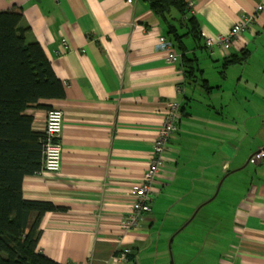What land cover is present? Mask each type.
Here are the masks:
<instances>
[{"label": "crops", "instance_id": "crops-1", "mask_svg": "<svg viewBox=\"0 0 264 264\" xmlns=\"http://www.w3.org/2000/svg\"><path fill=\"white\" fill-rule=\"evenodd\" d=\"M185 2L202 33L199 45L184 39L193 80L148 0H0V11L22 8L28 42L65 87V98L28 111L39 133L49 110L63 112L61 169L27 176L22 189L27 201L65 209L40 223L37 251L57 264H122L125 249V264H264V160L250 162L264 149V0ZM244 14L255 23L229 50L206 47ZM173 15V24L188 20ZM246 51L244 63L226 66ZM171 101L182 112L153 210L125 231Z\"/></svg>", "mask_w": 264, "mask_h": 264}, {"label": "trees", "instance_id": "trees-1", "mask_svg": "<svg viewBox=\"0 0 264 264\" xmlns=\"http://www.w3.org/2000/svg\"><path fill=\"white\" fill-rule=\"evenodd\" d=\"M148 1L169 23L168 35L184 56L186 77L193 80L197 67L186 57L184 39L192 37L199 45V23L188 16L185 0ZM173 9L188 20L173 24L169 20L179 18ZM23 16L20 7L0 11V264H57L37 251L40 223L45 214L65 209L27 201L22 189L24 179L41 173L44 164L45 134L34 130L28 111L45 108L43 101L61 100L66 92L41 45L28 42V29L21 27ZM183 28L188 33L182 35ZM247 58L248 51L225 64L244 63ZM33 213L37 219L31 225Z\"/></svg>", "mask_w": 264, "mask_h": 264}, {"label": "built area", "instance_id": "built-area-1", "mask_svg": "<svg viewBox=\"0 0 264 264\" xmlns=\"http://www.w3.org/2000/svg\"><path fill=\"white\" fill-rule=\"evenodd\" d=\"M129 3L132 0H128ZM263 8L260 7L259 10ZM254 16L244 14L239 23L231 28L227 35L218 36L216 39L207 38L206 47L213 50L215 47L229 50L232 47L233 39L246 33L254 25ZM160 48L167 52L168 61L170 63L176 62L178 56L166 38L160 39ZM180 104L177 102H170L165 115V120L159 138L153 150V158L151 160L149 169L143 176L141 183L133 190L134 204L132 211L128 216V221L125 226L129 229H135L142 221L145 215L153 210V203L155 200L154 186L157 183L160 172L163 170L166 162V152L168 143L173 135L177 132V124L179 121ZM64 114L59 109H51L47 112L46 125H45V149H44V164L43 172L45 173H58L61 169L62 159V145L60 138L63 130ZM264 160V149L256 153L250 160L251 163L256 164ZM130 254L129 249H125L118 255V260L125 264L127 256Z\"/></svg>", "mask_w": 264, "mask_h": 264}, {"label": "rangeland", "instance_id": "rangeland-1", "mask_svg": "<svg viewBox=\"0 0 264 264\" xmlns=\"http://www.w3.org/2000/svg\"><path fill=\"white\" fill-rule=\"evenodd\" d=\"M262 8H263V9H262V10H259V12L264 10V7H262ZM253 16H254V19H255L256 15H253ZM254 23H255V20H254ZM248 31H249V30H248ZM243 34H244V33H243ZM236 38H237V37H236ZM234 39H235V38H234ZM234 39H233V40H234ZM207 71H208V70H207ZM207 73L209 74V72H207ZM171 102H177V103L180 104V110H179V114H180V113H181V110H182L181 103H180L179 101H171ZM169 103H170V102H169ZM169 103H168V104H169ZM168 104H167V108H168ZM167 108H166V111H167ZM166 111H165V115H166ZM179 118H180V117H179ZM164 120H165V117H164ZM178 123H179V121H178ZM162 127H163V126H162ZM162 127H161V129H162ZM177 127H178V124H177ZM160 132H161V130H160ZM160 132H159V134H160ZM174 135H175V134H174ZM174 135H173V136H174ZM158 138H159V135H158ZM158 138H157V140H158ZM172 138H173V137H172ZM157 140H156V142H157ZM170 141H171V140H170ZM170 141H169V142H170ZM156 142H155V144H156ZM168 145H169V143H168ZM154 147H155V145H154ZM167 149H168V148H167ZM152 158H153V156H152ZM151 160H152V159H151ZM150 163H151V161H150ZM149 166H150V165H149ZM148 169H149V168H148ZM146 172H147V171H146ZM160 174H161V172H160ZM160 174H159V175H160ZM144 175H145V174H144ZM140 183H141V182H140ZM140 183H139V184H140ZM139 184H138V185H139ZM138 185H136V186H138ZM136 186H135V187H136ZM135 187H134V188H135ZM134 188H133V190H134ZM132 196H133V191H132ZM133 198H134V196H133ZM133 204H134V202H133ZM132 207H133V206H132ZM128 218H129V217L125 218L124 221H123V224H122V226H123V228H124L125 231H128V230L131 231V229H129V228H127V227L125 226V223L128 221ZM142 223H143V221H142ZM142 223H141V224H142ZM141 224H140L138 227H136L135 229H132V230H136V229L140 228ZM193 236H198V237H199L198 234H193ZM201 238H202V236L200 235V239H201ZM129 250H130V249H129ZM131 255H132V250H130V254H128V256H127V261H130ZM128 263H129V262H128ZM200 263H201V261H199V264H200Z\"/></svg>", "mask_w": 264, "mask_h": 264}]
</instances>
